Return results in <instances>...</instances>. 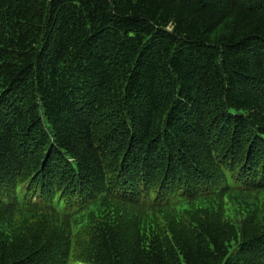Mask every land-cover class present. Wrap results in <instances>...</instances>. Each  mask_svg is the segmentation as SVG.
<instances>
[{
    "label": "trees",
    "instance_id": "obj_1",
    "mask_svg": "<svg viewBox=\"0 0 264 264\" xmlns=\"http://www.w3.org/2000/svg\"><path fill=\"white\" fill-rule=\"evenodd\" d=\"M0 264H264V0H0Z\"/></svg>",
    "mask_w": 264,
    "mask_h": 264
}]
</instances>
